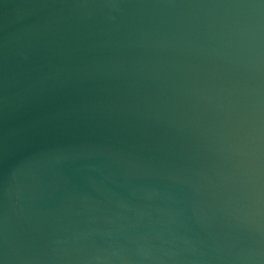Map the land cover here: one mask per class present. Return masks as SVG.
Here are the masks:
<instances>
[{
	"label": "water",
	"instance_id": "1",
	"mask_svg": "<svg viewBox=\"0 0 264 264\" xmlns=\"http://www.w3.org/2000/svg\"><path fill=\"white\" fill-rule=\"evenodd\" d=\"M0 264H264V0H0Z\"/></svg>",
	"mask_w": 264,
	"mask_h": 264
}]
</instances>
